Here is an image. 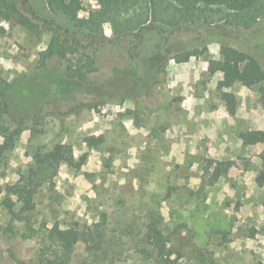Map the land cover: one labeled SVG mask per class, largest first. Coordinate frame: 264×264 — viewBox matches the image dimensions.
I'll list each match as a JSON object with an SVG mask.
<instances>
[{
	"label": "rangeland",
	"instance_id": "rangeland-1",
	"mask_svg": "<svg viewBox=\"0 0 264 264\" xmlns=\"http://www.w3.org/2000/svg\"><path fill=\"white\" fill-rule=\"evenodd\" d=\"M29 1L40 18L68 24L43 0ZM98 5L81 0L76 13L87 16ZM104 29L111 38L110 24ZM225 34V42L250 52L264 68V20ZM193 37L181 36L191 43ZM50 38L48 31L37 37L0 17V80L12 83L9 108L27 122L15 148L0 159V264H54L57 245L47 234L56 223L98 227L105 249L119 253L118 264H145L137 243L150 221L166 233L181 230L180 241L192 236L197 253L212 250L220 264H264L260 86L230 87L237 98L230 114L217 85L221 73L211 74L204 57L170 60L163 72L149 69L159 42L151 33L130 59L119 44L88 48L98 60L97 76L71 83L65 75L77 55L43 59ZM219 48L210 45L212 57H220ZM129 64L141 69V83L123 79ZM56 142L72 144L76 163L61 165L34 209L19 211L18 201L12 214L3 202L7 185L35 152ZM221 162L228 169L218 173ZM91 252L80 241L69 264H90ZM182 264L195 263L187 256Z\"/></svg>",
	"mask_w": 264,
	"mask_h": 264
},
{
	"label": "trees",
	"instance_id": "trees-1",
	"mask_svg": "<svg viewBox=\"0 0 264 264\" xmlns=\"http://www.w3.org/2000/svg\"><path fill=\"white\" fill-rule=\"evenodd\" d=\"M43 1L53 14L63 17L68 24L60 23L56 17L52 20L40 18L29 0H0V17L37 37L50 32V41L42 52L45 60L54 56L67 59L69 55H77L65 75L71 83H85L91 74L96 75L99 71L98 60L88 48L103 51L107 46L119 44L130 59L139 54L146 35L151 33L159 37V42L148 60L149 69L155 67L157 72H163L170 60L184 63L192 57H204L209 61L211 74L221 73L217 85L222 90L230 114L237 110L236 95L228 91L235 83L248 87L259 85L264 109V68L261 62L250 52L223 40L229 29L247 30L264 20V0H98L99 5L90 8L87 16L76 13L81 0ZM106 23L111 26V38L105 33ZM189 33L194 35L195 42L181 38ZM214 42L220 44L219 58L210 54V45ZM140 71L134 65L130 66L123 79L132 77L141 83ZM11 87L9 81L0 80V135L3 137L0 140V159L15 148L27 128L25 117L14 115L9 108ZM262 139L264 142V134ZM93 140L86 139L90 145ZM260 162L259 181L264 183V148ZM75 163L76 155L70 143L56 142L46 150L35 152L26 171L16 182L7 185L10 196L3 202L9 212L16 213L18 201L22 202L19 211L34 209L36 198L46 187L53 185L61 165L72 166ZM224 164L221 162L216 167L218 173L228 169ZM179 231L166 233L155 221L147 223L142 240L137 243L144 263L182 264L188 256L195 264H220L212 250L197 253L198 246L192 236L185 237L187 241H180ZM47 235L57 245L54 264H69L80 241L86 242L92 250L90 264L120 262L119 253L105 249L108 245L105 232L98 227L80 229L56 223L48 229ZM20 264L29 263L21 261Z\"/></svg>",
	"mask_w": 264,
	"mask_h": 264
}]
</instances>
